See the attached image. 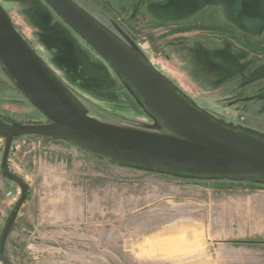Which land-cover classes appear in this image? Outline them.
<instances>
[{"label": "rangeland", "instance_id": "obj_1", "mask_svg": "<svg viewBox=\"0 0 264 264\" xmlns=\"http://www.w3.org/2000/svg\"><path fill=\"white\" fill-rule=\"evenodd\" d=\"M69 1L210 118L264 140V0ZM0 8L88 116L166 132L43 0H0ZM0 120L47 122L1 64ZM4 143L0 136V167ZM65 145L74 144L12 142L8 167L28 195L5 242L10 264H264V183L135 168ZM20 194L0 170V235Z\"/></svg>", "mask_w": 264, "mask_h": 264}, {"label": "water", "instance_id": "obj_2", "mask_svg": "<svg viewBox=\"0 0 264 264\" xmlns=\"http://www.w3.org/2000/svg\"><path fill=\"white\" fill-rule=\"evenodd\" d=\"M86 41L163 121L165 133L118 127L88 116L23 40L0 8V64L45 124L10 125L0 120L4 138L1 174L21 194L0 235V262L8 234L28 185L10 172L12 142L32 135L74 144L109 162L196 178L264 183V140L228 128L195 107L168 85L153 67L69 0H43Z\"/></svg>", "mask_w": 264, "mask_h": 264}, {"label": "crops", "instance_id": "obj_3", "mask_svg": "<svg viewBox=\"0 0 264 264\" xmlns=\"http://www.w3.org/2000/svg\"><path fill=\"white\" fill-rule=\"evenodd\" d=\"M65 146H67L68 148H70V150H78V152H80V153L84 152V153L87 154L88 157H90V158H94L95 160H100L99 157H97V156H95V155L89 153L88 151H85V150L81 149L80 147H78V146H76V145H65ZM22 206H23V205H22ZM22 206L20 207V209H19V211H18V213H17V216H16V219H15V222H16V220H17L19 214H20V210H21ZM13 228H14V225H13V227H12V229H11V232H12Z\"/></svg>", "mask_w": 264, "mask_h": 264}, {"label": "trees", "instance_id": "obj_4", "mask_svg": "<svg viewBox=\"0 0 264 264\" xmlns=\"http://www.w3.org/2000/svg\"><path fill=\"white\" fill-rule=\"evenodd\" d=\"M2 122H4V121H2ZM4 123H6V122H4ZM37 137H39V136H37ZM40 138H42V139H44V140L54 141V139H50V138H43V137H40ZM259 183H262V182H259Z\"/></svg>", "mask_w": 264, "mask_h": 264}]
</instances>
